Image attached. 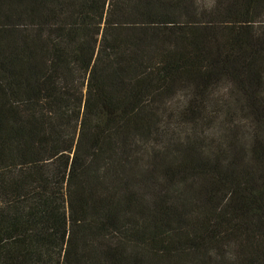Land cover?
I'll list each match as a JSON object with an SVG mask.
<instances>
[{
	"label": "trees",
	"instance_id": "1",
	"mask_svg": "<svg viewBox=\"0 0 264 264\" xmlns=\"http://www.w3.org/2000/svg\"><path fill=\"white\" fill-rule=\"evenodd\" d=\"M0 264H264V0H0Z\"/></svg>",
	"mask_w": 264,
	"mask_h": 264
}]
</instances>
